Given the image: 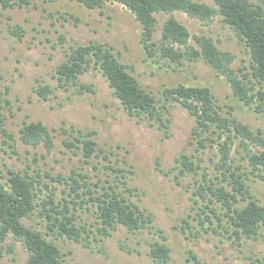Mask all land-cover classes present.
<instances>
[{
    "label": "rangeland",
    "instance_id": "1",
    "mask_svg": "<svg viewBox=\"0 0 264 264\" xmlns=\"http://www.w3.org/2000/svg\"><path fill=\"white\" fill-rule=\"evenodd\" d=\"M200 1L214 5L213 0ZM172 14L186 25L191 37L210 36L220 49L232 53L231 66L239 75L241 71L251 72L246 43L222 22L220 15L208 23L182 11ZM169 16L157 14V43L163 21ZM140 32L133 14L119 2L88 9L76 0H0V185L8 187L11 171L39 180L36 206L23 222L43 232L48 223L45 211L52 205L49 196L53 193L55 201L68 199L69 211L65 213L75 215V226L81 229L79 226L86 224L93 231L84 232L80 240L65 233L49 235L55 236L65 259L75 264H264V225L258 238H243L240 245L227 238L220 221L208 209L216 231L209 228L198 237L195 234V229L202 228L197 219L200 209L191 198L195 182L197 178L203 180V171L214 178L219 155L216 147L195 149L197 144L190 142L194 118L177 101L165 100L162 91L178 83L206 85L225 114H234L251 129L263 132L264 111L256 113L239 103L226 76L202 61L180 65L154 56L151 62L140 43ZM92 40L114 46L129 71L159 99L157 104L167 103L163 108L168 118L164 126L145 113L131 116L106 78L93 67L80 76V82L92 85L93 91L80 93L76 86H56V67L65 59L66 50ZM40 84L54 89L47 99L37 92ZM32 121H42L49 128L54 141L51 149L44 143L33 146L23 142L21 128ZM79 130L88 132L86 136L96 142L90 158L79 148L82 143L71 135L80 134ZM68 137L75 146L65 145ZM237 145L238 141L231 152L235 157L231 164L247 172L249 199L264 206V179L248 172L247 160L234 149ZM182 153L195 155L196 162L201 160L198 174L181 172ZM74 172L82 184L80 196L65 181L51 179L59 174L71 178ZM85 182L96 191L117 183L118 190L152 216V224L137 231L119 224L110 235L99 234L93 227L98 220L93 216L97 215V206L89 198ZM65 202L58 204V210L65 208ZM246 202L240 199L236 204L243 206ZM209 225L206 221L204 226ZM157 241L170 247L171 257L165 263L150 255ZM28 257L22 240L9 232L0 243V264H27Z\"/></svg>",
    "mask_w": 264,
    "mask_h": 264
},
{
    "label": "trees",
    "instance_id": "2",
    "mask_svg": "<svg viewBox=\"0 0 264 264\" xmlns=\"http://www.w3.org/2000/svg\"><path fill=\"white\" fill-rule=\"evenodd\" d=\"M7 1V0H1ZM26 1V0H22ZM88 9L102 8L107 3L119 2L133 14L141 27L140 43L147 58L151 62L154 56L168 59L174 63L184 65L186 62L195 63L202 61L226 76L234 97L239 103L249 107L256 113L264 111V0H213L214 5L200 0H76ZM182 11L190 17L204 22L213 21L220 15L224 24L228 25L235 34L247 45L251 55V72H236L231 66L234 55L223 51L214 39L204 34L191 33L182 22L172 13ZM170 14L163 21L161 38L157 43L154 34L157 30V14ZM191 38H193L191 40ZM99 70L113 89L124 108L131 115L145 113L156 118L161 126L166 124L168 118L163 114L167 103L157 104L159 99L146 90L139 80L124 64L114 46L107 42L92 40L86 44L77 43L66 50L65 59L56 67L55 77L57 87L69 88L76 86L78 92L93 91L90 84L80 82V76L90 68ZM54 89L48 84H40L37 92L42 99H47ZM165 100H175L194 118L191 130V143H196L197 151L207 147H216L219 161L215 162L217 173L214 178L207 176L203 171V180L196 179V188L191 198L200 211L197 219L202 228L195 229L197 237L202 231L212 226V215L216 217L233 243L243 244L241 239H256L259 237V228L264 225V206L253 198L249 199L246 180L249 176L240 167L231 164L235 157L231 156L236 141L235 151L246 159L250 169L248 172L264 179V132L251 129L234 114H225L223 106L206 85L178 83L166 86L163 89ZM68 132L67 129H64ZM24 143L37 146L44 143L48 149L54 145L49 128L42 121H32L21 128ZM72 133L75 130L71 131ZM80 134H71L75 141L82 143L83 154L90 158L95 154L96 142L90 135L79 130ZM69 138V137H68ZM66 146H75L70 138L65 139ZM252 147V148H251ZM253 147L256 150H253ZM193 156V157H192ZM182 153L179 156L181 172L190 171L198 174L201 164L194 160V156ZM8 177V187L0 185V243L11 232L16 238L22 240L29 252L27 264H75L65 259L55 236L65 233L74 240L83 238V233L89 234L93 229L86 224L75 226V215H67L69 211L68 199L55 201L54 194L50 195L52 205L46 209V232L26 226L23 219L33 212L37 198V185L39 180L29 174L11 171ZM51 179L65 181L80 196L78 189L82 186L76 172L71 178H63L61 174L52 176ZM71 180V182L69 181ZM89 198L97 206L93 223L95 230L101 235H110L119 224L129 231H137L152 224V216L146 214L140 206L133 203L117 189V183L101 186L102 190L96 191L86 183ZM97 192V193H96ZM247 201L243 206L236 203L239 200ZM65 208L58 210L61 201ZM74 200V199H73ZM83 202V201H82ZM200 204V205H199ZM222 210V212L220 211ZM221 212V215H217ZM57 212L62 215H57ZM205 214V215H202ZM206 221L210 222L205 228ZM187 227L190 223L185 220ZM224 222V223H223ZM212 226V227H211ZM163 238H166L163 236ZM150 255L162 263L171 257L170 247L166 243L155 242L150 249ZM193 258L198 261L197 256ZM199 262V261H198Z\"/></svg>",
    "mask_w": 264,
    "mask_h": 264
}]
</instances>
